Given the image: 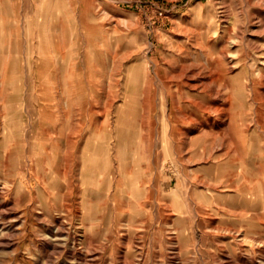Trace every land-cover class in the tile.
<instances>
[{
  "label": "rangeland",
  "instance_id": "obj_1",
  "mask_svg": "<svg viewBox=\"0 0 264 264\" xmlns=\"http://www.w3.org/2000/svg\"><path fill=\"white\" fill-rule=\"evenodd\" d=\"M227 263L264 264V0H0V264Z\"/></svg>",
  "mask_w": 264,
  "mask_h": 264
},
{
  "label": "bare ground",
  "instance_id": "obj_2",
  "mask_svg": "<svg viewBox=\"0 0 264 264\" xmlns=\"http://www.w3.org/2000/svg\"><path fill=\"white\" fill-rule=\"evenodd\" d=\"M199 71H200V70H199ZM190 72H191V71H190ZM195 74H196V73H195ZM200 77H201V76H200ZM198 78H199V77H198ZM187 79H188V78H187ZM184 81H185V80H184ZM193 81H194V80H193ZM196 81H197V80H196ZM201 84H202V85H205L206 82H203V81H202ZM189 85H190V86H196V83H194V84L192 83V84H189ZM214 104H215V103H214ZM217 104H218V103H217ZM188 105H189V104H188ZM206 105H207V104H206ZM206 105H205V106H206ZM189 106H190V105H189ZM183 107H184V106H183ZM203 107H204V106H203ZM219 107H220V106H219ZM189 113H190V112H189ZM184 116H187L188 119H189L190 121H191V120L194 121L193 117H191L190 114L188 115V114L184 113V114H183V117H184ZM193 116H194V115H193ZM202 118H203V117H202ZM205 120H206V119H205ZM200 122H202V120H201ZM207 122H208V121H207ZM196 123H197V122H196ZM204 128H205V127H204ZM204 128H203V129H204ZM179 129H180V128H179ZM180 130H181V129H180ZM190 141H191V140H190ZM143 185H144V184H143ZM137 186H138V185H137ZM139 186H140V185H139ZM142 187H143V186H142ZM143 189H144V187H143ZM131 195H132V194H131ZM146 195L148 196V194H146ZM146 195H145V196H146ZM147 196H146V198H147ZM59 230H60V229H59ZM57 233H58V232H57ZM57 233H56V234H57ZM52 236H53V235H52ZM62 238H63V237H62ZM62 238H61V239H62ZM54 239H56V238L54 237ZM227 264H228V263H227Z\"/></svg>",
  "mask_w": 264,
  "mask_h": 264
}]
</instances>
